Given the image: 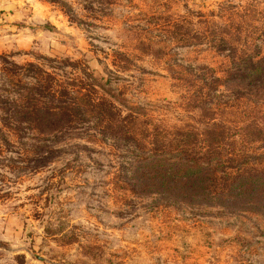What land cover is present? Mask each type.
I'll list each match as a JSON object with an SVG mask.
<instances>
[{
    "label": "rangeland",
    "instance_id": "374dc122",
    "mask_svg": "<svg viewBox=\"0 0 264 264\" xmlns=\"http://www.w3.org/2000/svg\"><path fill=\"white\" fill-rule=\"evenodd\" d=\"M53 1L0 0V264H264V213L131 190L125 148L92 118L49 135L8 111L38 68L121 114L198 126L186 96L210 89L201 65L223 76L220 39L264 54V0ZM214 93L231 126L264 114V99ZM248 149L264 156V142Z\"/></svg>",
    "mask_w": 264,
    "mask_h": 264
},
{
    "label": "trees",
    "instance_id": "16d2710c",
    "mask_svg": "<svg viewBox=\"0 0 264 264\" xmlns=\"http://www.w3.org/2000/svg\"><path fill=\"white\" fill-rule=\"evenodd\" d=\"M206 29L190 32L184 28L183 34L193 33V44L201 43ZM187 38L182 37V43L192 44ZM220 41L216 48L228 50L229 67L222 77H216L212 68L201 65L210 77L206 83L210 89L206 93L199 90L202 87L192 89L186 96L200 117L198 126L189 122L163 126L139 119L143 113L137 105L121 114L110 101L93 98L88 92L68 91L36 67L33 83H21L19 103L8 111L26 128L49 135L92 118L99 134L125 148V180L131 190L138 188L174 202L220 203L264 213V156L248 149L264 142V114L257 111L254 116H258L231 126L217 117L213 100L218 86L236 97L264 99V54ZM184 82L192 85L188 79Z\"/></svg>",
    "mask_w": 264,
    "mask_h": 264
}]
</instances>
